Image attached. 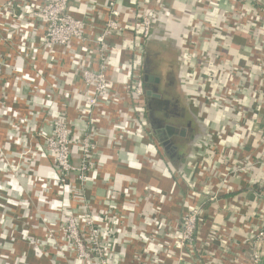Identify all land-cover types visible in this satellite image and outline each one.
<instances>
[{
    "label": "built area",
    "instance_id": "2783aa9c",
    "mask_svg": "<svg viewBox=\"0 0 264 264\" xmlns=\"http://www.w3.org/2000/svg\"><path fill=\"white\" fill-rule=\"evenodd\" d=\"M71 1L41 0L36 3V0H6L5 10L7 13L10 11L8 7L11 4H22L27 7V13L25 12L27 17L41 20L45 30L42 38V44L45 48L69 46L74 41H79L86 43L89 49L93 47V50L96 51V69L83 63L81 56L78 57L77 61V64L81 66L78 70V78L81 81L83 90H86V98L81 103L78 116L80 120L87 124L86 130H83L77 136L72 135L71 126L66 121V114L61 110L62 108L54 109L52 106L51 108L47 106V111L52 115V119L48 123V130L35 128L34 135L40 140V144L35 149L32 147L34 138L30 136L33 134L30 130H26L27 137L25 139H19L18 143H15L17 149L4 148L0 139V164L2 163L0 172L4 176L6 174L7 177H14L23 173L39 179L37 175H34L35 168L29 164V158L43 154L50 158L61 177L71 181L73 199L70 202L69 200L65 202V204L69 202V207L64 210L67 212L66 214L61 213L58 202L61 198L57 196L63 191L61 185L58 184V178L50 176L52 178L51 182L41 181L39 183L42 191L46 193H50V190L56 191H52L51 193H54L53 197L44 203L48 206L49 213L44 218L47 223L44 227L43 239L38 240L39 247L34 251V254L37 257L47 259L49 264H158L157 261L152 263V260L156 257L160 259L161 264H203L201 259L205 257L203 250L206 247L204 246L209 243H205L203 240V233L207 231L203 232V227L210 225L209 222L213 224L217 221L209 234L215 245L217 244L221 249L217 250L219 254H213L216 259L219 258L226 262V255L233 253L231 255L233 256V264H261L264 258V206L258 209L256 216L251 218L250 221L248 219L243 220L246 234H243L244 236H241L240 240H236L233 236V229L239 223L234 221L235 225H232L231 221H229V224L225 220L222 222L217 219L221 218L217 216L219 210L215 212L211 209L213 204L218 203L219 205L221 201L226 199L234 201L236 195L230 193L236 192L233 191L235 189L248 188L256 191L258 196L264 200V180L255 181L253 177L254 174H257L258 169L264 168V123L262 125L257 124L254 120L253 122L256 124H253V128L248 129L250 146L241 150H235L223 143L227 137L226 132L230 130L229 125L224 127L223 131L207 128L206 131L209 132L208 137L210 138L207 137L196 145V151L199 152L194 159L196 169L199 166V170L202 168L199 162L196 161L206 160L204 156L207 154L208 157L213 156L218 160L221 157L224 158L222 171L214 169L212 174H208L213 180V190L204 197V201L193 191L195 183L193 187L190 186L191 188L187 187L185 189L183 195L187 203L178 216L180 226L176 230L178 234L176 237L171 235L174 232H170L173 228L168 233L171 238V246H166L163 242L161 245L155 244L150 251L148 245L150 238L145 236L147 239L140 241L138 238L141 239L145 235L144 232H140L136 225L129 224L126 218H120L119 216H116L120 219V222L116 223L118 232L111 233L106 230L107 227L101 214L104 213V207H107V204L115 196L110 195V197L105 198L99 209H93L90 200L85 195L87 190L94 186L101 177L97 175H102L99 169L100 163L94 155L97 149L96 136L88 130V123L91 125L94 122L97 109L104 105L118 108L116 109L118 117L112 118L115 119L113 127L116 128L119 136L113 134L107 140L114 150L118 151L121 142L124 140V133H130L129 137L135 134L133 137L138 136V140L145 148L139 163L147 162L150 164L151 162L153 167L157 165L155 166L157 170H162L168 165L166 164L165 155L161 152L159 144L153 139L147 125L144 128L146 122L143 116H138L135 111L136 102L144 98L140 63H138L144 49L141 44L134 48H126L122 42L114 43L110 42V39L118 38V36L122 37L124 32L128 30V27L123 23V16H126L127 12L132 10L136 12L135 25L140 34V42L143 44L151 35L152 21L154 20L152 19L153 13H158L165 6L164 1L157 4V0H136L137 5H128L125 2L123 3L124 0H104L102 7L105 10V16L100 21L101 24L95 28L96 25H90L84 18L71 13L69 8ZM78 2L80 12L84 17L90 18L91 13L89 10L92 8L86 7L84 2H92L89 0H79ZM233 5L234 8L231 7L233 8L232 11L230 10L224 17L225 20L223 19L224 21L221 22L223 25L226 24L230 27L227 31L223 25L215 26L206 18L200 17L197 25H195L200 29V32L185 41L183 46L188 51L183 50V54H188V59L189 51L195 53V55L206 52L201 42L204 45L214 35H217L219 36L217 38L219 42L213 44V46L216 48L217 63L220 64V60L226 58L219 55V44L223 40H232L238 36L250 41L249 44H243L248 48L246 55H242L243 57L237 60H230L227 66L219 67L222 72L216 76L220 77L222 73L226 75L223 85L214 82L212 90L206 95L202 94L196 97L197 101L204 100L213 104L217 109L226 110L231 116L230 122L237 121L239 126L245 129L248 125L247 121H250V116H247L249 112L242 110L243 103L241 99L245 96L244 90L249 89L246 96L252 101L250 111L253 118L256 114L255 111L261 108V104H264V0H233ZM158 7L161 9L157 10ZM211 7L209 5V9ZM4 40L0 39V42ZM128 49L130 50L128 51ZM127 51V59L129 53L132 54V57L128 60H122V54ZM85 58L86 55L84 54L83 59ZM4 61L3 55L0 53V91L5 82ZM109 69L115 70L118 72V76H121L115 79ZM191 71L195 73L194 68L188 67L186 77L195 78L198 76L195 73L193 77ZM216 78L214 77L213 80H217ZM120 89L128 94V99L124 98L123 93L119 91ZM63 91L65 90L60 92ZM25 115L29 118L34 116L37 118L39 114L34 106ZM203 142H206V146L202 145ZM234 151L236 154H232ZM130 158H133V156L129 155V165L134 166V161ZM26 162H28L30 168ZM202 174L207 175V172ZM234 177H239L240 180L233 181ZM101 178L105 179V177ZM1 186L0 183V198ZM6 191L8 192V190ZM226 193L228 195L223 198ZM16 194L20 195L18 191H16ZM6 199L9 201L7 197ZM41 199L44 202L43 196H41ZM13 203L16 205L18 203L23 208L29 206V201L23 198H19L17 201L15 199ZM2 206L0 200V207ZM220 209L225 210L222 204ZM108 214H111V212H108ZM22 233H26L27 236V229H24ZM123 237H127L130 241L128 242ZM152 240L155 241L156 239L153 238ZM235 246H238L240 250L235 251L233 249ZM126 248H128L126 254L123 253L122 258L116 259V255L121 249ZM242 248L243 250H241ZM216 249L214 248V250ZM165 251L167 252L163 257ZM35 255L32 257L36 258ZM22 258L25 259L27 256L22 254L18 263L26 264L24 260L21 261ZM6 259L5 255H0V260ZM167 260H170V262ZM0 264L10 263L0 262Z\"/></svg>",
    "mask_w": 264,
    "mask_h": 264
},
{
    "label": "crops",
    "instance_id": "0c3cea01",
    "mask_svg": "<svg viewBox=\"0 0 264 264\" xmlns=\"http://www.w3.org/2000/svg\"><path fill=\"white\" fill-rule=\"evenodd\" d=\"M40 1L36 0V3ZM78 1L72 0L70 2L71 13L84 18L88 24L96 25L95 28H97L105 16V10L102 7L104 0H89L92 3L84 2L86 7L92 8L89 10L91 13L90 18L84 17L80 12ZM161 1H164L165 8L158 13H153L152 19L154 20L152 21L151 35L143 44L140 42V34L135 25L136 12L132 10L127 12L126 16H123V23L128 27V30L124 32L122 37L111 38L110 42H122L126 48H134L141 44L144 50L140 55L141 57H139L138 63H141L142 55L150 39L165 46L164 48L167 49V52H173L172 46L175 47L178 52V56H176L178 58L177 74L179 84H182L185 96L188 98L189 103L194 105L195 111L198 112L197 114L200 117L202 115L201 122H204L209 129L214 128L213 130L221 131L229 125L230 130L226 132L227 137L223 141L224 145L231 146L235 150L248 148L250 146L248 129L253 128V124L262 125L264 123V104H261V108L255 111L254 118L251 114L252 101L246 96L249 89L244 90L245 96L241 99L243 103L242 110L249 112L247 116H250V121H247L248 125L247 127L245 125V129H242L237 121L230 122L231 116L226 110L217 109L213 104L204 100L197 101L196 97L202 94L206 95L212 90L214 82H217L218 85H223L226 75L222 73L220 77L216 76L222 72L219 67L227 66L230 60H237L242 58V55H246L248 48L243 44H249L250 41L238 36L232 40H223L219 44V55L226 58L222 59V61L220 60V64L217 63L216 48L213 46V44L215 45L219 42L218 39L205 42L204 45L201 42L206 49L204 53L201 52L195 55V53L189 51L188 59V54H183V50L188 51L183 46L185 41L200 32V29L195 26L198 19L204 17L215 26L223 25L221 22L225 20L224 17L234 8L233 0H157V4ZM124 2L128 5H137L138 3L136 0H124ZM209 5L212 6L211 9H209ZM5 8L6 0H0V39H10L8 48L5 47L4 41L0 42V53L5 60L3 66L5 82L0 91V139L4 148L17 149L15 143H18L19 139H25L27 137L26 130H30L33 132L30 136L34 138L32 147L35 149L40 144L39 138L34 135L35 128L48 130V123L52 119V115L47 111V106L50 108L52 106L54 109L62 108L61 110L66 114L65 119L71 126L72 135L77 136V134L87 129V124L80 120L78 116L81 103L86 98V90H83L81 81L78 78V70L81 66L77 64V61L78 57L81 56L83 63L96 69V51L93 50V47L89 49L86 43L79 41H74L69 46H55L47 49L42 44L45 30L41 20L27 17V7L22 4H11L8 7L9 13L6 12ZM158 9L161 8L158 7ZM223 26L226 31L230 28L226 24ZM197 46L199 45L197 44ZM6 48L7 50L3 52ZM128 51L122 54V60H128L132 57V54L129 53L127 59ZM84 54L86 55L85 59H83ZM188 67L194 68L198 76L195 78L186 77ZM109 72L115 79L121 76H118V72L115 70L109 69ZM195 73L191 71L193 77ZM214 77H217V80H213ZM62 90H65L68 95H66L65 91L60 92ZM119 91L123 93L125 99H128L126 92L121 89ZM138 102L135 104V111L138 116L142 115L146 122L145 112L143 111V99ZM34 106L39 115L37 118L35 116L29 118L25 113L29 112ZM116 109L118 108L115 106L104 105L95 112L94 122L91 125L88 123V130L96 136L97 149L94 155L100 163L99 169L102 174L97 176L105 177V179L100 177L96 181L97 183L87 190L86 198L90 200L93 209H99L105 198L110 197V195L115 196L107 204V207H104V213L101 214L107 231L111 233L118 232L116 223H119L120 219L116 216H119L120 218H126L129 224L136 225L140 232H144L145 235L141 239L138 238L140 241L147 239V237L150 238L148 242L150 251L155 244L161 245L164 242L166 246H169L171 244V238L168 234L169 230L173 228L170 231H174L171 235L173 237L177 236L178 232L176 230L180 227L178 216L187 203L183 195L185 189L190 186L193 187L195 183L193 191L204 201V197L213 190V180L208 174H212L214 169L221 172L224 158L221 157L218 160L213 156L208 157L206 154L204 156L206 160L196 161L202 167L199 170L200 166L196 169L194 163V159L199 152L195 151L193 154L187 152L185 159H183L185 155L180 150L174 149V154L168 155L164 152L165 149L163 150L159 145L161 152L166 157V164L174 162V172H176L168 173L171 177H168L166 173H159L162 170H155V166L153 167L151 162L150 164L147 162L139 163L145 148H143L140 140H136L133 137L135 134L129 137L130 133H124V140L121 142L118 151L110 146L107 141L109 136L113 134L119 136L118 131L113 127L115 119L112 117H118ZM145 125H147V122L144 124V128ZM208 133L206 131V134L197 144L207 138ZM202 145L206 146V142H203ZM18 150L20 151V149ZM232 154H236V152L234 151ZM129 155L133 156L130 159L134 161V166L129 165ZM190 155L192 156L190 157ZM29 159V164L35 168L34 175H37L39 179L23 173L14 177H7L6 174L4 176L0 172V183L2 184L0 200L3 204L0 207V255L7 257L6 260H0V262L19 264V258L22 254H25L27 258H22L21 261L24 260L26 264H49L47 259L37 257L34 251L39 247L38 240L43 239L44 227L47 223L44 218L49 212L48 206L44 203L53 197L54 193L51 192L56 191L50 190V193H46L42 191L39 183L41 181L51 182V177L55 178L53 173L55 174L56 168L46 155L39 154L31 156ZM26 163L30 168L28 162ZM203 171L207 172V175H203ZM253 177L255 181L264 180V168L258 169L257 174H254ZM232 180L237 181L240 178L234 177ZM35 185L36 187H34ZM16 191L20 195H17ZM158 191L159 193H156ZM233 191H236L232 192L234 193L232 195H236L234 201L226 199L221 201L219 205L218 203L213 204L211 209L215 210V212L219 210V215L217 216L221 218H217L218 220L220 219L222 222L225 220L228 224L231 221L232 225H235L234 221L239 223L233 229V236L236 240H240L241 236L246 234L243 220L248 219L250 221L251 218L255 217L258 209L264 206V200L258 196L256 191L248 188L235 189ZM41 196L45 199L44 202ZM226 196L224 195L223 198ZM6 197L9 201H7ZM19 198L29 201V206L23 208L18 203L17 205L14 204L13 200L16 199L17 201ZM221 204L225 210L220 209ZM108 212H111V214H108ZM52 216L54 215L52 214ZM216 222H213V224L209 222L210 225L203 227V232L207 230L203 233V240L205 243H209L204 246L206 247L203 250L205 257L201 260H203V264H233V256H231L233 253L226 255V262L213 256L214 253L219 254L218 251L221 250L217 244L215 245L212 237L209 236L211 228L214 224H217ZM165 223L166 225H164ZM24 229L28 231L27 236L26 233H22ZM123 238L127 239L128 242L130 241L127 237ZM153 238L156 240L153 241ZM214 248L217 249L214 250ZM233 249L235 251L240 250L238 246ZM127 250L128 248L121 249L116 255V259L122 258L123 253L126 254ZM166 252L162 255L163 257ZM33 255L36 258H33ZM230 258L231 260L229 261ZM155 261L161 264L160 259L157 257L152 260V263ZM167 261L170 262V260ZM261 264H264V258Z\"/></svg>",
    "mask_w": 264,
    "mask_h": 264
},
{
    "label": "flooded vegetation",
    "instance_id": "af4514ba",
    "mask_svg": "<svg viewBox=\"0 0 264 264\" xmlns=\"http://www.w3.org/2000/svg\"><path fill=\"white\" fill-rule=\"evenodd\" d=\"M154 41L147 43L140 63L147 126L158 144L163 138V145H159L166 154H174V149L193 154L207 128L179 84L176 54ZM167 127L173 130L168 132Z\"/></svg>",
    "mask_w": 264,
    "mask_h": 264
},
{
    "label": "trees",
    "instance_id": "16d2710c",
    "mask_svg": "<svg viewBox=\"0 0 264 264\" xmlns=\"http://www.w3.org/2000/svg\"><path fill=\"white\" fill-rule=\"evenodd\" d=\"M215 34H217V33H215ZM218 37L219 36L214 35L211 40L217 39ZM172 48L174 49L175 52L174 51L173 52H170L169 51V52L172 55L173 54H176L177 55L178 52L176 51V48L173 47V46H172ZM177 61H178V58H177ZM139 102H140V100H139ZM205 128H207V126ZM135 139L138 140L139 139L138 136H135ZM174 165H175V163L174 164H171V162H169V164L166 165V167L163 168L162 171H159V173H162L163 172V173H166V175L168 177H171V175H168V173L170 174V173H173L174 172V169H175ZM53 175H55V177L58 178V182H59L58 184H60L61 185V188L63 189L62 193L59 194V196H57V197H60L61 198V200L58 201L59 204H60V211H61V213L66 214L67 212L64 211V210L67 209V207H69V202H70L71 199H73L72 198L73 197V194H72L73 192H72V187H71V181L70 180H66L63 177H61V175L59 174L58 171H56L55 174L53 173ZM64 189H66V190H64ZM230 194H234V193H230ZM225 195H228V193H226ZM68 200H69L68 204L67 203L65 204V202L68 201ZM110 235H113V234H110Z\"/></svg>",
    "mask_w": 264,
    "mask_h": 264
},
{
    "label": "rangeland",
    "instance_id": "374dc122",
    "mask_svg": "<svg viewBox=\"0 0 264 264\" xmlns=\"http://www.w3.org/2000/svg\"><path fill=\"white\" fill-rule=\"evenodd\" d=\"M257 1H260V0H257ZM4 42H5V47H9V45H10V39L9 38H6V40H4ZM203 43V42H202ZM7 48L3 51V52H5L6 50H7ZM148 127V126H147ZM186 152H187V150L185 149V150H183V151H181V153H185L184 155V157H183V159H185V157H186ZM171 164H174L173 162L171 163ZM155 166H157V165H155ZM155 170H157V168L155 167ZM156 193H159V191L158 192H156ZM162 197V196H161ZM159 202V201H158ZM159 203H161V202H159Z\"/></svg>",
    "mask_w": 264,
    "mask_h": 264
},
{
    "label": "water",
    "instance_id": "95a60500",
    "mask_svg": "<svg viewBox=\"0 0 264 264\" xmlns=\"http://www.w3.org/2000/svg\"><path fill=\"white\" fill-rule=\"evenodd\" d=\"M173 130V128H171V127H167V131L168 132H171ZM182 131H186V129L184 128ZM163 138H161L160 140H159V144L161 143L162 145H163Z\"/></svg>",
    "mask_w": 264,
    "mask_h": 264
}]
</instances>
